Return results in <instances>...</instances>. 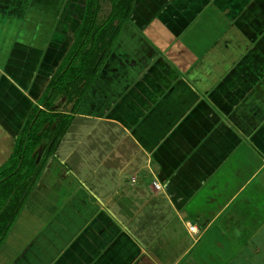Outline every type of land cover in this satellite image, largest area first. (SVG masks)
Wrapping results in <instances>:
<instances>
[{
    "label": "crops",
    "instance_id": "obj_1",
    "mask_svg": "<svg viewBox=\"0 0 264 264\" xmlns=\"http://www.w3.org/2000/svg\"><path fill=\"white\" fill-rule=\"evenodd\" d=\"M78 1L0 0V175ZM97 63L76 112L49 109L71 120L35 149L0 264H264V0H133Z\"/></svg>",
    "mask_w": 264,
    "mask_h": 264
},
{
    "label": "trees",
    "instance_id": "obj_2",
    "mask_svg": "<svg viewBox=\"0 0 264 264\" xmlns=\"http://www.w3.org/2000/svg\"><path fill=\"white\" fill-rule=\"evenodd\" d=\"M108 2L110 8L107 15L102 20H97L100 9L98 0H86L83 18L73 33V48L66 56L63 67L50 82L47 95L42 101L47 110L34 108L20 131L11 156L13 169L0 175V204L6 202V206L13 202L15 205L13 211L6 207L0 208V220L4 221L2 228H6L7 221L17 214L38 177L41 162L35 163V149L49 136L52 140L44 152H53V144L70 123L71 113L49 110L54 105V99L65 97V103L73 99L71 111L76 112L96 72L94 66H100L99 63L95 64L97 58L100 57L101 60L106 56L112 43H115L130 21L133 0ZM45 122H48V126L43 128ZM52 123L55 124L53 129L50 127ZM2 234L1 232L0 242Z\"/></svg>",
    "mask_w": 264,
    "mask_h": 264
},
{
    "label": "rangeland",
    "instance_id": "obj_3",
    "mask_svg": "<svg viewBox=\"0 0 264 264\" xmlns=\"http://www.w3.org/2000/svg\"><path fill=\"white\" fill-rule=\"evenodd\" d=\"M66 0H64L63 5H66ZM98 4H99V12H98V17L97 20H102L108 13L109 8H110V4L108 2V0H98ZM78 5V6H77ZM77 9H76V15H72L71 19H68V24L65 25L64 28V35H63V40L64 43H69L70 42V35L72 34V31L75 28V25L78 22V18L80 17L81 13H82V0L77 2ZM47 95V93H46ZM44 97L40 99L41 103L43 101ZM61 103L62 105H65V102H61V99L58 98L56 103ZM58 103V104H59ZM40 108V106H38ZM65 107V106H63ZM66 108V107H65ZM28 153V151H27ZM28 155V154H27Z\"/></svg>",
    "mask_w": 264,
    "mask_h": 264
},
{
    "label": "built area",
    "instance_id": "obj_4",
    "mask_svg": "<svg viewBox=\"0 0 264 264\" xmlns=\"http://www.w3.org/2000/svg\"><path fill=\"white\" fill-rule=\"evenodd\" d=\"M188 229L192 232V231H196V227L195 225H189Z\"/></svg>",
    "mask_w": 264,
    "mask_h": 264
}]
</instances>
